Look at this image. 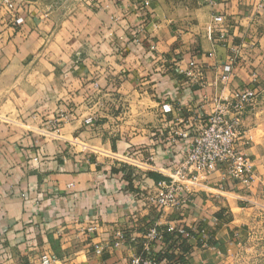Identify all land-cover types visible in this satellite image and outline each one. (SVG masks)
Instances as JSON below:
<instances>
[{"label":"crops","instance_id":"crops-1","mask_svg":"<svg viewBox=\"0 0 264 264\" xmlns=\"http://www.w3.org/2000/svg\"><path fill=\"white\" fill-rule=\"evenodd\" d=\"M144 1L15 0L16 12L0 11V242L19 264H39L44 250L53 264L145 254L160 264L236 262L246 186L217 171L181 207L145 196L186 153L214 97L264 81V10L259 0ZM193 60L200 75L186 74ZM155 226L163 237L147 253ZM117 229L127 235L119 247Z\"/></svg>","mask_w":264,"mask_h":264},{"label":"built area","instance_id":"built-area-1","mask_svg":"<svg viewBox=\"0 0 264 264\" xmlns=\"http://www.w3.org/2000/svg\"><path fill=\"white\" fill-rule=\"evenodd\" d=\"M146 6L151 4L145 0ZM13 13L17 11L15 0H0L1 9ZM264 10V0H259L258 11ZM223 15H218L208 26V36L215 39L216 22L223 20ZM24 21L22 16L16 17V22ZM221 39L225 38L224 32ZM190 69L186 70L187 75H199L202 73L197 63L190 62ZM195 68H197L195 70ZM228 79L231 66L226 65ZM254 79L250 84H244L235 88L231 95L225 97H214V105L211 111L204 117L200 124L193 125L194 130L189 147L186 153L180 157L170 175L156 183L157 191L150 192L145 196L147 202L166 207H181L192 198V193L197 190L198 185L217 171H220L228 182L238 183L250 187L256 181V170L248 149L255 142L252 128L245 124L244 115L248 113L251 105L257 100L260 94L259 83ZM164 111H171L170 103H164ZM63 119L68 115L62 112ZM93 116L87 118L90 123ZM183 137H190L189 132H182ZM97 229L95 222L88 225L87 230L94 232ZM170 231H177L181 237L188 233L185 227H177L174 224L168 226ZM145 252L152 249V241L162 239V234L157 227H152L144 235ZM127 239L123 229H117L113 234L112 244L116 247L122 246ZM106 245L96 244L95 251L102 253ZM55 257L49 250H44L39 256V264H53ZM132 264H160L154 261L148 254L135 256ZM0 264H19L13 245L7 241L0 242ZM82 264V263H81Z\"/></svg>","mask_w":264,"mask_h":264},{"label":"rangeland","instance_id":"rangeland-1","mask_svg":"<svg viewBox=\"0 0 264 264\" xmlns=\"http://www.w3.org/2000/svg\"><path fill=\"white\" fill-rule=\"evenodd\" d=\"M260 94L244 115L245 124L252 128L256 139L254 162L256 181L241 222H244V239L235 264H264V81L259 83Z\"/></svg>","mask_w":264,"mask_h":264}]
</instances>
